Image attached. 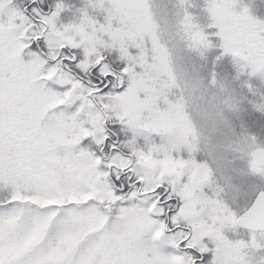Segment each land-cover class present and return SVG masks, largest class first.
<instances>
[{
    "label": "snow or ice",
    "instance_id": "snow-or-ice-1",
    "mask_svg": "<svg viewBox=\"0 0 264 264\" xmlns=\"http://www.w3.org/2000/svg\"><path fill=\"white\" fill-rule=\"evenodd\" d=\"M0 264H264V0H0Z\"/></svg>",
    "mask_w": 264,
    "mask_h": 264
}]
</instances>
